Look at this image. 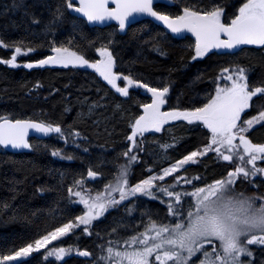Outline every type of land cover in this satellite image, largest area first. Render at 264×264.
I'll list each match as a JSON object with an SVG mask.
<instances>
[{
    "label": "snow or ice",
    "instance_id": "obj_1",
    "mask_svg": "<svg viewBox=\"0 0 264 264\" xmlns=\"http://www.w3.org/2000/svg\"><path fill=\"white\" fill-rule=\"evenodd\" d=\"M42 2L49 13L46 20L28 14L32 23L41 26V33L51 37L46 45H39L46 46L50 54L24 62L25 67L90 68L124 98L131 99L130 90L141 88L150 97L137 102L135 113L119 103L114 105V114L119 112L120 119H126L128 144L117 154L125 158L124 163H119L112 178L103 183V190L86 189L83 174L74 177L66 186L67 195L60 197L67 200L68 207L61 210L58 226L38 233L18 247L0 250V264H27L26 258L41 249L45 264H67L65 258L73 252L92 257L93 253L78 243L65 245L62 238L77 234L111 237L98 245L101 253L93 264H256L253 246L264 247V193L257 190L249 195L239 186L248 182L258 189L254 178L258 174L264 176V142L252 138L254 132L264 129V105L251 114L257 102L264 101V78L255 82L252 67L228 63L216 76L209 77L214 87L197 103L182 106L178 102L174 106L169 103L170 80L153 86L131 70H121L114 34L94 36L88 29L115 21L118 29L126 33L133 24L152 18L164 27L165 34L179 38L191 34L192 60L211 55L234 56L242 46H264V0H55V6L50 0ZM146 42L162 56L167 55L161 34ZM0 47L10 50L8 58H0V63L10 66H17L18 58L36 51L31 41L8 40L3 36ZM102 106L92 101L88 111L91 114ZM68 111L71 108L65 109ZM174 122L200 129L207 142L179 159L170 160L167 166L149 164L148 174L131 182L133 166L142 159L140 153L148 154L146 134L168 131L175 126ZM30 130L44 136L54 133L76 147L87 139L75 124L65 127L60 122L0 115V146L37 147L30 142ZM172 141L159 146L166 152L178 142L175 136ZM83 150L88 152L87 148ZM51 154L67 160L76 158L57 147ZM210 155L217 162H229L224 174L208 180L199 173H188L189 167L202 163ZM104 175L92 165L86 173L93 180ZM60 177L58 183L63 187L62 173ZM49 190L44 186L37 189L41 193ZM141 199L159 202L165 210L164 219L157 218L158 211L143 208L138 203ZM120 208L126 215L113 218V226L102 236L96 230L98 225L108 219L106 214ZM73 209H79V214ZM136 211L140 213L138 219L132 216ZM129 218L135 223H128Z\"/></svg>",
    "mask_w": 264,
    "mask_h": 264
},
{
    "label": "trees",
    "instance_id": "obj_2",
    "mask_svg": "<svg viewBox=\"0 0 264 264\" xmlns=\"http://www.w3.org/2000/svg\"><path fill=\"white\" fill-rule=\"evenodd\" d=\"M55 6V0H50ZM15 5H20L19 7ZM175 11V9H168ZM34 13L47 19L48 11L43 9L42 0H0V36L8 40L31 41L36 51L18 58L17 66L0 63V115H10L13 118L43 119L50 122H60L63 126L75 124L84 137L80 147L71 142L65 143L56 134L45 140H33L36 145L29 154H10L0 148V250H7L13 246H20L57 225L61 219L60 212L68 207L67 200L60 197L66 196V186L72 183L74 177L83 174L86 178V189L95 191L103 190V183L112 178L119 163H124L125 158L117 157L118 153L125 150L128 142L125 136L128 132L126 119H120V113L114 114V105L121 104L131 113L137 111L138 101H147L150 93L144 89L131 91V99L124 98L115 93L114 89L98 77L93 69L63 66H34L29 69L24 62L43 58L50 54L49 49L39 47L47 44L46 38L41 33V26L32 23ZM67 27V26H65ZM142 29V31H137ZM92 35L114 34L116 40L115 52L118 56V65L121 70H131L153 86H159L163 81H171V105L190 106L197 103L203 94L213 89L214 85L209 77L218 74L219 69L228 63H239L254 69L251 73L253 81L259 82L264 78V46H253L237 51L234 56L211 55L206 58L192 60L194 55L190 47L194 42L190 38L174 40L159 27L149 21H142L129 28L120 36L115 26L104 29H88ZM161 34V43L167 55L155 51L151 43L146 42L150 37ZM63 38V34L59 35ZM10 50L0 47V58H8ZM202 77L201 79H197ZM55 89V91H54ZM99 89L100 91H97ZM101 97H104L102 100ZM87 98V99H85ZM179 98V100L177 99ZM92 101H98V107L89 113ZM264 105V101L257 102L251 109V114ZM66 108L71 111L65 112ZM98 122V123H97ZM175 126L168 131L147 135L148 154L140 153L141 160L133 166L131 182L144 178L148 174L149 164L156 167L167 166L170 160L179 159L188 151L206 143L205 134L200 129H192L174 122ZM177 138L173 147L165 150L159 144L173 143L172 137ZM255 142H264V129L253 133ZM47 145V147H45ZM54 147L61 148L64 154H72L76 158L67 160L51 154ZM84 148L88 152H84ZM106 162L102 167L96 165ZM229 162H217L210 155L202 163L188 168L190 175L199 173L208 180L218 178L227 171ZM105 173L103 177L95 180L87 178L88 167ZM63 174V187L58 183L60 174ZM257 189L251 183L244 182L240 190L251 195L257 190L264 193V176L254 178ZM44 186L49 191L43 193L37 189ZM143 208H150L159 212L158 219H164V207L157 201L141 199L138 202ZM82 207V206H81ZM79 214V209H73ZM35 213V215H33ZM55 213V218L53 214ZM108 219L97 227L103 236L113 226V218L124 217L123 208L111 211ZM139 211L132 216L139 218ZM103 219V218H101ZM128 223H135L131 218ZM129 233H121L127 235ZM106 239L96 235L77 234L69 237V244H79L93 253L90 258L75 257L73 252L67 264H93L101 253L98 245ZM256 264H264V247L253 246ZM27 264H45L40 254L32 256ZM103 264V262H101Z\"/></svg>",
    "mask_w": 264,
    "mask_h": 264
},
{
    "label": "water",
    "instance_id": "obj_3",
    "mask_svg": "<svg viewBox=\"0 0 264 264\" xmlns=\"http://www.w3.org/2000/svg\"><path fill=\"white\" fill-rule=\"evenodd\" d=\"M110 6H112V5H110ZM142 21H149V22H151L152 24H154L155 26L159 27L160 29H162L165 32L164 27L159 22L153 21L152 18L142 19L141 22ZM111 25L116 27L117 32H118V34L120 36H123L125 34V33L121 32L118 29L117 22H115V21L106 22V24L97 26L96 29H104V28H107V27H109ZM134 25L135 24H133L132 26H134ZM167 35L170 38L174 39V40H181V39H184V38L187 37V38H190L191 40H193V42H194V38L191 36L190 33L184 34V37L183 38L176 37L175 34H171V33H167ZM253 46H255V45L242 46V49H245V48H248V47H253ZM52 135L53 134H49L48 136H44L43 134L36 133L34 130H30L29 131V139H30V142L33 141V140H45V139L50 138ZM0 148L3 151H5L7 153H10V154H29L31 152V149H12L11 147L5 149V148H3V146H0Z\"/></svg>",
    "mask_w": 264,
    "mask_h": 264
},
{
    "label": "rangeland",
    "instance_id": "obj_4",
    "mask_svg": "<svg viewBox=\"0 0 264 264\" xmlns=\"http://www.w3.org/2000/svg\"><path fill=\"white\" fill-rule=\"evenodd\" d=\"M62 239H64L65 245H68V244H69V237L62 238ZM52 243H53V244H56L57 242H56V241H53ZM43 251H44V250L41 249L39 253H33L29 258H26V259L28 260V259H30L32 256L37 255V254H40V253H42ZM40 255H41V254H40ZM41 257H42V256H41ZM68 257H69V256H67L66 258H68ZM66 258H65V259H66Z\"/></svg>",
    "mask_w": 264,
    "mask_h": 264
},
{
    "label": "flooded vegetation",
    "instance_id": "obj_5",
    "mask_svg": "<svg viewBox=\"0 0 264 264\" xmlns=\"http://www.w3.org/2000/svg\"><path fill=\"white\" fill-rule=\"evenodd\" d=\"M73 255H74L75 257H76V256H77V257H81V256H78L76 253H73Z\"/></svg>",
    "mask_w": 264,
    "mask_h": 264
}]
</instances>
